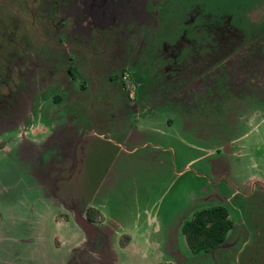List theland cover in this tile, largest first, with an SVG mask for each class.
Wrapping results in <instances>:
<instances>
[{"label":"rangeland","instance_id":"obj_1","mask_svg":"<svg viewBox=\"0 0 264 264\" xmlns=\"http://www.w3.org/2000/svg\"><path fill=\"white\" fill-rule=\"evenodd\" d=\"M137 1L132 17L119 20L123 27L132 22L142 30L134 33L135 49L125 55L129 68L138 61L160 63L170 81L190 83L172 99L185 109L205 101L215 106L220 98L215 85L223 75L230 79L228 91H252L255 81L256 93L264 99V0H173L158 20L148 15L144 0ZM30 10L39 13L35 26L45 32L41 7ZM79 30L59 36L69 45L73 72L77 69L81 76L70 79L63 51L48 52L46 58L40 48L15 53L13 37L23 30L18 19L0 9V73L6 82L7 77L13 81L0 87V99L13 92L7 99L11 106L0 110V264H165L178 255L183 264L186 259L189 264H264V104L249 106L238 123L226 113L207 119L170 106L147 113L146 122L123 112L109 121L107 103L91 105V85L85 92L78 85L98 74L99 65L91 60L107 48H91V34ZM32 70L40 74L28 77ZM98 82L112 85L100 77ZM47 89L55 91L39 98ZM82 100L89 103L68 109ZM35 107L37 118L30 114ZM91 114L99 120L93 127L97 138L91 130L83 136L91 127ZM134 119L151 125L134 131L126 146L114 129ZM145 141L159 148L140 146L127 153L115 145L131 148ZM232 185L247 194L226 202ZM215 197L220 200L211 201ZM215 205L230 209L234 229L228 239L236 247L220 258L194 259L197 255L190 253L180 230L182 221ZM92 212L93 218L100 214L104 223L96 227L106 234L102 246L108 253L98 249L99 258L87 254L90 243L77 224L91 219ZM126 232L137 236L142 248L138 237L146 233L149 242L159 243L162 255L154 258L148 249V259L142 260L120 251L118 234ZM91 247L96 248L92 241Z\"/></svg>","mask_w":264,"mask_h":264},{"label":"flooded vegetation","instance_id":"obj_2","mask_svg":"<svg viewBox=\"0 0 264 264\" xmlns=\"http://www.w3.org/2000/svg\"><path fill=\"white\" fill-rule=\"evenodd\" d=\"M136 2L138 1L70 0V3L68 5V2L66 0H0V9H5L6 13L9 15L10 18L13 17L14 19H18L19 24L23 30V33L19 34L17 38L13 37V41L16 44L15 47L17 48V51L15 53H29L35 49L40 48V53H44L42 57L44 56L46 58L45 55H47L48 52L57 53L63 51L64 54L67 55L68 61H70V65H68L65 69L68 76H70V79L73 76L76 78L81 76L79 75L78 71L75 72L77 69L73 72V69L75 67L73 64L72 57L69 56V45H65L62 39L59 38V36H63L65 32H70L71 35H73L75 32L78 33V31H80L79 29H82L83 31L87 30L89 31V34H91V38L89 40L91 42V48H107V50H99V55L95 53V57H99L97 60H91V63L99 65L98 74L93 76L92 73L91 80H80V83H78V85L80 87L81 92H85L84 90L87 89V86L90 87L91 85V95L89 96V99H91V105L95 104L97 101H103L107 103L106 108H108L107 111L111 115V119H109V121L115 119L118 114L121 116V113L123 112L124 114L127 113L129 114V116L135 117L136 119H143L146 122L145 118L147 113H153V110L157 109L158 106H170V109L176 110L178 112H188V114L190 113L191 115L203 116L207 119H211L212 116H220L223 115V113H226L228 115H232L234 122L238 123L242 120L241 116H244L249 106H252L256 102L257 104H264V99H261L262 97H260V95L256 93L255 81H252V84L254 85V89L252 91L232 93L231 91H228V88L231 87L228 83L230 82V79L227 77V75H223V77L217 79L218 85H215V88H217V92L219 93H217V95H220L219 101L216 102L215 106L205 101L203 103L197 104L194 109H185L182 107V103H178V101L176 102L172 99L174 97L175 99L179 97L182 91L186 90L190 86V83H178L176 79H174V81H170L168 71L165 70V73L160 72V63H148L147 65H144V63L138 61L136 63V66L134 65L133 68H129L127 66L128 59L125 57V55L127 56L128 52H131L135 49L134 42L135 39H137V36H135L134 33L137 32L140 35L142 30L141 27H134L132 22H130L127 26L123 27L119 23V20L128 18L129 14L130 17H132L131 15H133V12L131 11L137 4ZM144 3L148 15L151 17H156L158 20V18L162 19L165 13L168 12V8L173 4V0H144ZM73 5H75L74 8ZM40 7V17L42 18V20H46L47 28L45 32V29H39L35 26L34 17L38 16L39 13L33 14L30 10L35 8L38 9ZM123 10L126 14V17L124 18L122 16ZM124 35L129 36L127 40H124ZM23 48H25L26 51H23ZM30 58L33 57L30 56ZM19 59L21 62H23V57L20 56ZM27 70L29 71V68H27ZM27 70L25 71L26 74L28 72ZM221 70L225 74L224 68L221 67ZM36 73H38V75L40 74L38 70H36L35 73L34 70H32L30 72V75L27 76H31L32 78ZM22 75H24V73ZM98 77H100L103 82L106 81V83H109V85L112 84L113 86H104L102 83L98 82ZM7 80H9L8 82L10 83L13 82L9 77H7ZM225 81L227 82V85L225 84ZM8 82L5 81L2 74L0 73V87L8 88ZM238 84V86H242L243 83L239 81ZM226 86H228V88ZM246 86H248V84H246ZM48 91L55 90L47 89L45 92L42 91V93H38V96H40L39 98H44ZM35 92L37 93L38 91ZM21 93L24 94V91H22ZM108 93H110L109 95L113 96L112 105H110L108 102ZM12 96V91H9L7 95L4 93V95L0 99V110L6 109L8 106H11V101H8L7 99L12 98ZM56 96L57 95H55L54 98ZM117 97L122 98V102L117 103ZM152 99H154V101H152ZM82 102L78 104H71L68 109L74 110L77 107L78 109L80 107L83 108L86 103H89V101L86 100H82ZM30 114L35 117L40 116V110H37V108L35 107L33 110L30 111ZM98 124L99 120H96L94 118V115L91 114V127L88 126V131L83 136H86L91 130V137L97 138V134L95 135L93 127H96ZM150 125L151 124H149L148 122L144 124H138L134 119L133 123H130L128 125L118 124L114 130L115 132L122 135L123 143L126 146H129L128 142L130 141L133 132H137V130L141 128L147 129ZM107 127L109 128L110 125H107ZM66 133L70 135L73 132ZM61 139L63 138L61 137ZM131 142H134V140H132ZM140 146H151L152 148H154L158 145H153L150 142L145 141L140 145H132L129 149L137 147V149H135V151H137ZM58 148H60V146H58ZM226 151H228V149H226ZM237 155L240 156L239 153ZM61 156H64V154L59 153V158H61ZM219 182L220 181L218 180L217 183ZM230 188L232 189V191L230 192V196H228L229 198L227 197L225 199V201L227 200L226 202L233 199L236 195L245 196L247 194L246 191L242 192L239 190V188H236V186L234 185L230 186ZM217 200L220 199L218 197H215L211 201ZM89 208H91L92 210V207ZM72 210L76 218L77 215L81 217L79 212L74 211V209ZM84 219V222L86 223H80L78 225L83 227L84 232L86 234L85 237L90 243L89 250L87 249L86 251L87 254L91 257V249H93V247H91V241L96 248L99 247L98 249H102L104 251L105 247L102 246V238L106 234H102L97 229L98 227L95 226L96 230L94 231H96L97 236H92L95 235V232H93V229H91V226L88 223H96L97 225L103 224L104 222L95 221L97 219L93 218V212L91 214V219L86 217H84ZM230 219L233 223V226L229 230L225 241L218 247L210 250L209 252H201L199 254H194L189 250L191 254L197 255L194 259L200 260V258L202 257L201 260L206 261V258H209L210 260V257L213 256L214 258H220L221 256H225V253L227 251H230L232 250V248L236 247L235 240L229 241L228 239L230 232L234 229V222L231 216ZM184 222L185 221H182V224ZM94 238H97V240ZM185 244L187 246L186 241ZM104 252L108 253L106 252V250ZM174 257L176 259H170L165 264L184 263V260L182 258L180 259V255ZM189 263L190 259H186V264ZM204 263L205 262L201 261L199 264ZM115 264H117V262ZM252 264H257V261Z\"/></svg>","mask_w":264,"mask_h":264},{"label":"trees","instance_id":"obj_3","mask_svg":"<svg viewBox=\"0 0 264 264\" xmlns=\"http://www.w3.org/2000/svg\"><path fill=\"white\" fill-rule=\"evenodd\" d=\"M98 217L97 213L96 218ZM232 226L230 209L227 206L215 205L197 210L190 220L182 224L181 233L189 250L199 254L221 245Z\"/></svg>","mask_w":264,"mask_h":264},{"label":"crops","instance_id":"obj_4","mask_svg":"<svg viewBox=\"0 0 264 264\" xmlns=\"http://www.w3.org/2000/svg\"><path fill=\"white\" fill-rule=\"evenodd\" d=\"M115 145H116V147L120 148L123 152H127V153H132V152L135 151V149H137V147H133L132 149H129V148L124 147L122 144H118V143H115ZM154 148L158 149L159 146H155ZM187 166H188V164H187ZM92 210L97 211L94 208H92ZM148 216H149L148 217L149 221H152L153 217L152 216L150 217V215H148ZM98 219L95 220V221H102V218H101L100 214H99ZM77 224H79V223H77ZM88 224L91 226V229H93V232H95V235H92V233H91V235L92 236H97L96 235V231H94V230H96L95 226H97V225L95 223H88ZM157 230H158V228H157ZM118 235L122 236V239L119 238V240H120V242L121 241L123 242L122 244L119 245L120 251L125 252V254L129 253L130 257L131 256H136L137 258H134V259L147 260L148 259L147 254L149 253L148 249L152 250L151 254L154 256V258H157V257L162 255V253L160 252L159 243L149 242L148 238L146 237L147 236L146 233H143L144 236H139L138 237L139 239L143 240V248L140 247L137 242H135V239H136L137 236L133 235L131 232H126L125 234H118ZM94 239L97 240V238H94ZM98 248L91 249V256H93L95 258H99ZM104 250H106V249L104 248ZM100 252H104V251H100ZM117 264H118V262H117Z\"/></svg>","mask_w":264,"mask_h":264},{"label":"water","instance_id":"obj_5","mask_svg":"<svg viewBox=\"0 0 264 264\" xmlns=\"http://www.w3.org/2000/svg\"><path fill=\"white\" fill-rule=\"evenodd\" d=\"M84 223H86V222H84Z\"/></svg>","mask_w":264,"mask_h":264}]
</instances>
